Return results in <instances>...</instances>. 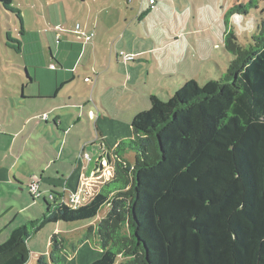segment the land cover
<instances>
[{
    "label": "trees",
    "instance_id": "1",
    "mask_svg": "<svg viewBox=\"0 0 264 264\" xmlns=\"http://www.w3.org/2000/svg\"><path fill=\"white\" fill-rule=\"evenodd\" d=\"M0 3L25 32L21 10L12 0ZM248 12L246 5L231 10ZM8 38L6 45L23 51ZM225 49L231 57L219 79L204 86L187 80L168 100L151 95V107L133 119L132 137L105 145L113 177L89 203L44 197L43 216L0 245V264H25L30 238L47 224L91 220L105 204L109 212L83 237L97 234L102 243V257L91 264L123 256L120 264H264V17L249 45L230 31ZM52 245L50 260L40 255L37 264H63L64 239L54 235Z\"/></svg>",
    "mask_w": 264,
    "mask_h": 264
},
{
    "label": "rangeland",
    "instance_id": "2",
    "mask_svg": "<svg viewBox=\"0 0 264 264\" xmlns=\"http://www.w3.org/2000/svg\"><path fill=\"white\" fill-rule=\"evenodd\" d=\"M141 3V0H132L128 10L126 0H12V6L21 10L25 32H22V21L17 14L0 3V79L3 80L4 72L11 77L17 71L16 63L24 64L34 58V49L29 42L36 39H40L48 62L53 61L49 31L53 26L51 23L55 24L56 17L60 16L58 22L63 25L59 28L60 34L64 29L73 41L84 44L76 78L68 89L77 87L80 94H86V99L87 95L92 97L90 94L95 89L91 100L103 103L100 110L108 117L111 113L114 118L110 123L102 124L109 133L107 144L114 148L121 139L132 137L133 119L151 107V95L168 100L187 80L204 86L226 73L231 57L225 49L227 33L232 31L242 43L249 45L264 17V0H153V3L143 0L145 10ZM239 5L247 6V15L231 13ZM95 29L98 49L94 45L87 49L88 44L80 37L86 38ZM8 33L23 43L22 52L6 46L10 42ZM116 51L119 54L121 51L133 52L136 59L130 61L127 68L121 67L116 60ZM111 54L112 66L107 62ZM120 62H125L123 57ZM89 79H94L96 85ZM8 90L9 110L12 111L11 98H18L17 90ZM92 125L95 132V124ZM87 131L90 134L88 127ZM89 151L92 153L93 150ZM124 155L129 161H135L133 151L127 149ZM21 188L19 184L12 185L18 192L17 198L14 196L17 208L4 212L9 200L0 199V213L4 212L0 215V245L9 239V227L15 229L40 219L46 209L44 195L33 198L29 187H25L22 195L19 193ZM49 199L63 201L55 193ZM23 205L28 207L23 209ZM109 210V205L105 204L91 220L47 224L30 238V257L25 264H37L40 255L50 260L54 235L64 239L63 264H91L101 258L104 251L97 234L88 240L83 237L90 226L98 227ZM6 223H10L8 230L1 232ZM121 234H128L126 224L122 226ZM125 260L128 258L119 257L116 264Z\"/></svg>",
    "mask_w": 264,
    "mask_h": 264
},
{
    "label": "crops",
    "instance_id": "3",
    "mask_svg": "<svg viewBox=\"0 0 264 264\" xmlns=\"http://www.w3.org/2000/svg\"><path fill=\"white\" fill-rule=\"evenodd\" d=\"M126 1V9L130 10L132 0ZM141 1L145 10V3ZM150 1L153 3V0ZM59 18L56 17L55 24L51 23L53 26L49 31L50 54L56 62H48L40 39H36L29 42L34 49V58L24 64L16 63L17 71L11 77L4 72L3 80L0 79V199L9 200L5 203L4 212L17 208L18 192L12 189V185L19 184L22 187L19 193L24 195L25 187L30 190L35 175L41 179L40 191L44 197L55 193L66 201L70 195L86 187L90 194L83 195L81 205L89 203L105 181L112 179L108 175L109 169L102 165L109 138L102 124L110 123L114 118L111 113L108 117L100 110L103 103L91 100L95 89L90 94L92 97L87 95V99L86 94H80L77 87L68 89L76 78V69L83 58L80 50L84 44L73 41V37L64 29L60 34L59 28H63V25L58 22ZM93 33L92 42L85 44H88L87 49L94 45L97 50L95 41L98 32L95 29ZM80 39L85 40L84 37ZM121 57L116 51L117 63L127 68L129 62L121 63ZM107 60L112 66L113 55H109ZM52 64H55V68L51 67ZM97 78H101L99 71ZM89 81L96 85L94 79ZM9 88L17 90L15 94L19 98V102L18 98H11L12 111L9 110ZM97 93L101 95L99 90ZM92 123L97 130L95 132ZM87 127L90 134L86 133ZM84 151L90 153L91 159L83 156ZM27 207L23 205L22 208ZM9 224L6 223L1 232L8 230ZM10 230L12 232L13 227H9L8 234H11Z\"/></svg>",
    "mask_w": 264,
    "mask_h": 264
},
{
    "label": "built area",
    "instance_id": "4",
    "mask_svg": "<svg viewBox=\"0 0 264 264\" xmlns=\"http://www.w3.org/2000/svg\"><path fill=\"white\" fill-rule=\"evenodd\" d=\"M94 39V33H89L86 35V42H92V40ZM120 55L124 58L125 62H130L136 59L135 54L133 53H126L121 51ZM52 68H55V64L51 65ZM45 118H47V114L44 115ZM83 156L87 159H91V155L89 152H83ZM102 165L107 167L109 169V178L113 177V167L112 165L109 164L107 157L105 156V154L102 157ZM40 184H41V179L39 178V176H34L32 178V182L30 184V191L34 194V196L36 198L41 197V191H40ZM84 194H90V191L86 188L83 187L81 188L78 192H75L74 194L70 195L68 198H66L65 200L67 201V203L69 202L70 204H72V206L77 207V205L82 204L83 202V195ZM66 201H63L66 203Z\"/></svg>",
    "mask_w": 264,
    "mask_h": 264
}]
</instances>
